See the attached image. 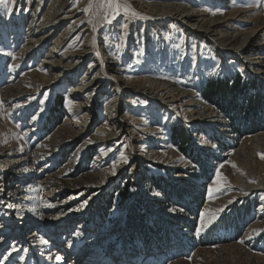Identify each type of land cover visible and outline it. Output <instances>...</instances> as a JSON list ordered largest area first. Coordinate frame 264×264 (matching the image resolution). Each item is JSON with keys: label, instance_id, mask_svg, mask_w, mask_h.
Returning a JSON list of instances; mask_svg holds the SVG:
<instances>
[{"label": "rangeland", "instance_id": "rangeland-1", "mask_svg": "<svg viewBox=\"0 0 264 264\" xmlns=\"http://www.w3.org/2000/svg\"><path fill=\"white\" fill-rule=\"evenodd\" d=\"M13 1L10 13L0 5V264H264V188L243 189L236 182L246 172L244 153L253 152L254 137L264 134V128H246L251 121L260 122L263 114L242 112L229 120L186 85L187 80L174 75L185 71L198 78L211 66L238 69L249 80L247 93L262 100L264 77L255 62L264 64V28L248 37L250 47L239 56L218 49L216 41L189 31L183 22L150 15L132 0L127 2L144 18L122 11L110 24L95 7L90 13L83 11L89 0H68L62 15L79 9L69 21H77L82 35L58 46L57 53L88 50L81 64L71 70L54 67L47 60L49 55L52 61L66 57L51 54V49L70 22L59 26L53 20L41 29V21H49L46 15L52 1L48 0L30 26L31 3ZM147 1L197 4L207 18L234 22L236 28L229 30L239 36L253 26L264 27V0ZM154 20L157 25H151L146 35L145 25ZM51 24L57 28H50ZM110 28L115 29L109 40L113 66L109 69L101 46L105 45L102 35ZM125 28L127 43L121 39ZM26 43L32 47L23 52ZM94 63L99 65L94 67ZM44 75L53 80L42 82ZM133 78L169 82L189 96L170 103L161 99V92L126 89L124 82ZM91 80L99 90H89ZM72 88L76 93H70ZM59 94L65 95L61 107ZM114 94L119 97L118 116L111 121L106 106ZM235 100L243 102L241 95ZM87 102L93 109L85 107ZM193 102L195 114L185 106ZM197 113L205 115L198 125L195 118L193 126ZM171 118L182 134L177 140L166 122ZM217 118H226L225 130L216 127L212 131ZM122 175L137 184L139 197L123 204L117 199L111 211L97 219L98 206L122 182ZM252 175L251 182L264 180L261 171ZM17 178L19 194L25 195L21 199L11 182ZM84 201V207L77 210ZM135 205L144 208L142 235H134L128 243L130 234H135L127 225ZM39 217L41 222L36 221ZM178 220L183 221L178 224ZM154 225L159 230L152 234ZM41 239L47 243L41 244Z\"/></svg>", "mask_w": 264, "mask_h": 264}, {"label": "bare ground", "instance_id": "bare-ground-1", "mask_svg": "<svg viewBox=\"0 0 264 264\" xmlns=\"http://www.w3.org/2000/svg\"><path fill=\"white\" fill-rule=\"evenodd\" d=\"M14 1H16V0H14ZM17 1L22 2L23 0H17ZM25 1L27 2L28 5H29V3H31V7H33V9H34L33 10L34 11L33 12L34 13L33 18L30 21V26H32V24L37 21L36 18L38 19V17L40 16L39 13H40L41 9L45 7V5L48 2V0H25ZM51 1L52 2H50L49 9H48V14L46 15V17H48L49 21H47V22L41 21V23L39 25H41V24L44 25V27H41V29L47 28V26L53 20H56L55 22H58L59 26H64L65 24L68 25V23L70 22L69 20L71 18L73 19L79 13L78 12L79 9L77 11L75 9L74 11H70L69 13L67 12L66 15H62V14H64V10L63 9L67 8L66 5H68V0H51ZM132 1L136 2V4L139 6L140 9L144 10L145 12L149 13L150 15H154V17L162 18V17H165V16H167V17L169 16V17H171L173 19H176V20H178L180 22H183V24L185 25V27H187V29L189 31L192 30V31H195V32L202 33L206 37H210L211 40L216 41L218 49L224 50L226 48V50L234 51L239 56L240 55L242 56V55L246 54L247 51H248V48L250 47L248 37L250 35L254 34V33H260V31H262L263 28H264V27L259 28L258 25H256V26H253L251 28H248V32H247L246 35L239 36V32H236V31H233V30L232 31L229 30L232 27L234 29L236 28L235 25H234V22H229V21H227L228 19L227 20H221L219 18H207L205 16L206 15L205 12L202 11L201 9H199L198 5L197 4L195 5L194 3L193 4L189 3V5H187V4H182L181 2H176V1H172V2H169V3L162 2V1H161L162 3H160V2L159 3H157V2L156 3H152V2L150 3L147 0H132ZM197 2L198 1H196L195 3H197ZM157 23L154 20V22L150 23L149 25L148 24L145 25L146 27L144 26L145 29H146V35H147V31H149V29H150L149 27H151V25L152 26H156ZM69 24H70L69 29L66 32H64V33L63 32L61 33V36H60V38L58 39V41L56 43L58 45L57 46H53V48L51 49V54H52V52H56V54L58 56H62L63 55V56H66V57H63L61 59L60 58H55V59L53 58L54 60L52 61L51 60V55H49L47 60H48V63L51 64L54 67H68V68L71 67L70 69L73 70L74 68L78 67L81 64V58L83 59V57L88 55V50L84 49V50H82L79 53H73L72 52L71 54H70L71 51L70 52H65V53H62V54L61 53H57L59 51L58 50L59 49L58 46H64V44L66 42H69L68 39H70L72 36H74L76 34L78 35V37L80 35H82L81 31L79 32V29L77 28V25H78L77 21H74L72 23L70 22ZM56 26L51 24L50 28H53V29L57 28ZM223 28H226V29H223ZM114 29L115 28H113V29L110 28L109 31L104 32V34L102 35L104 37L102 39L105 40V45L101 46V50H102V52L103 51L106 52V53H103V54H105L104 57H103V61L107 62V65L109 66L108 67L109 69L113 68V66L111 67L112 62H110L111 53H110V49H109V44H110L109 40H111L110 38L114 35V33H113ZM86 31L88 32V31H91V30H90V28H87ZM124 31L125 32L123 34H121V39L122 40L125 39L126 43H127V40H129L127 28H125ZM46 32H47V30H46ZM133 32H134V29H131L130 38H132V39H133ZM46 38H47V36H46ZM113 38H115V37H113ZM113 44H115V43H113ZM31 47H32L31 45L27 44L25 47H23V52H27L29 49H31ZM77 55L80 56V59H78V60H77ZM53 57H55V56H53ZM68 58H71L72 62L70 61L71 63L64 65L63 63ZM248 61H250V60L248 59ZM259 61L260 60L255 62V64H256L255 66L258 68V74L263 75V77H264V64H262ZM251 64H253V63H251ZM98 65L99 64L94 63L93 66L96 67ZM258 65L259 66L261 65L262 67H258ZM68 68H66V69H68ZM66 69H63V70L66 71ZM58 70L60 71V69H58ZM98 70H99V68H98ZM255 70H256V68H255ZM115 71L117 72L116 69H115ZM41 80H42V82L47 83L48 80L49 81L53 80V78H48L47 76L44 75V76L41 77ZM93 82L94 81H92V80L89 81L87 86H88L89 90L95 92V91L99 90V88L98 87L96 88L94 86L95 84L93 85ZM124 83L126 84L124 86V87H126V89L133 88V89H136V90H139V91L141 90L143 92L147 91L149 93H157V95L161 92V94H160L161 99H165V100L168 99L170 101V103L171 102H177L178 100L187 98L189 96V94H185L183 92H180V90L177 89V88H180V86L175 88V86L173 84H170L169 82H160L159 83V82H156V81H154L153 79H150V78L139 79V80L133 78V79L127 80ZM76 91H77V89L72 88L70 93L71 94L72 93H76ZM81 91L82 90H79V92H81ZM80 95H84V94L81 93ZM117 95L118 94L111 95V97H109L108 101H107L109 103L106 106V112L108 113L109 116H111V117H109L110 120L113 118L111 121H113L114 118H116L118 116L117 115V110H118L117 108H118V105H119V97H117ZM184 101H185V99H184ZM185 106H190L188 108L189 110H187V111L193 112L194 114L196 113V112H194V110H195L194 102L193 103H187V105H185ZM85 107H88L89 109H93L94 106H92V105L89 106V103L87 102V103H85ZM175 113H178V111H175ZM165 115L168 116V117L171 116L169 113H165ZM204 115H205V113H204ZM204 115H201L200 113H197V115H194L192 117L193 118V123H194L193 126H196L195 118H196V122H197V125H198V124L202 123L201 120H203V116ZM214 116L217 117V114L214 115ZM122 120H124V119H122ZM225 120H226V118L225 119L224 118L223 119H218L217 118V122L215 120L214 123H217V124L221 123V122L222 123L218 124V125L217 124H213V129L212 130L217 129V128L220 131L225 130V128H224L225 124H223V122H225ZM83 123H85V122H83ZM88 123H85L84 125H87ZM81 129H83V128H81ZM253 140L255 142H257L256 145H255V148H253V152H250V154L244 153L245 154V159H244V169L243 170H245L246 172H245V174H244V172H241V177H238V179L236 181L237 184L240 182V184L238 185L240 188H243V189L247 188V189H250V190L264 188V180H263V178H261L257 183L251 182L252 179L250 178V177L253 178V175H252L253 173L254 174H259V175H260V171H261V173L262 172L264 173V160H263V158H260V153L264 152V143L261 142V141H264V134L256 135ZM242 152H246V150L244 149V151H242ZM258 161L261 162V165L259 164L260 166H258ZM261 176H262V174H261Z\"/></svg>", "mask_w": 264, "mask_h": 264}, {"label": "trees", "instance_id": "trees-1", "mask_svg": "<svg viewBox=\"0 0 264 264\" xmlns=\"http://www.w3.org/2000/svg\"><path fill=\"white\" fill-rule=\"evenodd\" d=\"M174 75L180 77L181 79L187 80L186 85L192 89H195L204 99L216 105L224 112L226 118L229 120H233L242 112H252L254 116L261 112L263 117L260 122L251 121L250 125H248L246 129L252 131L255 128H264V124H262V121L264 122V98L257 101L255 93H247V85H249V80H247L246 77H244V73L240 72L238 69L221 70L215 66H211L210 68H207L205 71H203L202 75L198 78L195 74L185 71L175 72ZM251 82L255 83V80L252 79ZM237 95H241L243 98V102L241 104H238L235 100ZM64 96V94H59L58 96L59 99L57 100V103L59 104V107L64 105ZM230 97L232 100H229ZM260 109L262 111H260ZM166 122L172 125L171 135L175 140H177L178 135L182 134L175 126L176 120L171 118ZM122 177V182L117 185L114 192L111 191L108 193V197L102 200V205L98 206V212L96 215L97 219H101L107 213H109L117 199L119 200L120 204H123L128 202L132 197H135L136 200L137 197H139L137 184L134 183L130 178H127L125 175H122ZM11 182H13V185L15 186L14 191L17 195V198L21 199V197L25 196L23 194H19L20 190H18L16 185L18 183V178L16 180H12ZM155 184L159 186V182H155ZM142 209L144 208L137 205L131 208V210H133L134 216L128 220L127 225L129 230L134 231L133 233L135 234H130L128 243L134 241V235H142L141 227L144 224V214ZM163 210L166 212V208ZM36 219H38L36 220L37 222L42 221L41 217ZM88 221L92 220L90 219ZM182 221L183 220H178L177 223L181 224ZM158 230L159 227L154 225L152 228V234H155Z\"/></svg>", "mask_w": 264, "mask_h": 264}, {"label": "snow or ice", "instance_id": "snow-or-ice-1", "mask_svg": "<svg viewBox=\"0 0 264 264\" xmlns=\"http://www.w3.org/2000/svg\"><path fill=\"white\" fill-rule=\"evenodd\" d=\"M0 5H3L8 10L9 13L14 8V3H12L11 0H0ZM94 7L97 9L98 13H102L103 19L109 24L122 11L124 13H130L133 18H136V17L144 18L141 13L137 12L134 8L131 7V5L127 2V0H124L123 3L121 2V0H89L88 5L83 9V11L86 13H90ZM83 22L84 21H81V23H83ZM124 27H127V25H124ZM6 55H11V56H13V59H15V56L12 53H6ZM12 67L14 69L16 67V65H12ZM34 119H35V117H34ZM91 142L92 141H89V143H91ZM121 156L123 158V153L121 154ZM262 158H264V155H262ZM123 162L127 163V159L124 158ZM115 167H116V165L113 164L112 174H115ZM217 177H218V179H217L216 183H217V190H218L220 178H221V174L219 173V170L217 171ZM212 191H213V189L210 188L209 189L210 195H211ZM156 195H159V193H156ZM262 199H264V197H262ZM86 203H87V201H84L81 205L78 206L77 210H79V208H83ZM9 206H11V205H9ZM47 206L52 207L54 205L48 204ZM174 210L175 209H173V211ZM223 210L224 209H218L217 212H221ZM70 211H71V209H70ZM261 211H264V204H261ZM203 217H204V213H201L202 224H203ZM214 219H215V216H213L212 219L208 221V224H210L212 222V220H214ZM200 231H201V229L198 228L197 229V235L200 234ZM240 242L243 243V240ZM40 243L44 244L47 242L45 240L41 239ZM13 251H17L15 246H13ZM5 259H7V257H5ZM56 259L61 260L62 258L57 256Z\"/></svg>", "mask_w": 264, "mask_h": 264}]
</instances>
